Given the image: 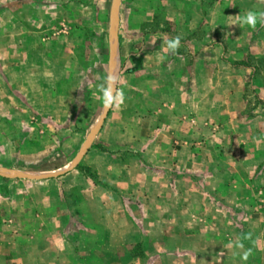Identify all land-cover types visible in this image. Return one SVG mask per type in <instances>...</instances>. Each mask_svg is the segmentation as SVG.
<instances>
[{
  "label": "crops",
  "instance_id": "0c3cea01",
  "mask_svg": "<svg viewBox=\"0 0 264 264\" xmlns=\"http://www.w3.org/2000/svg\"><path fill=\"white\" fill-rule=\"evenodd\" d=\"M105 1L88 15L80 1L0 0V152L45 154L56 115H78L82 133L84 116L103 112ZM249 11L255 27L238 25ZM261 13L264 0H120L124 99L99 129L106 149L84 161L107 186L0 175V264H264ZM135 195L150 209L146 233L125 214ZM65 204L80 218L66 217L71 229Z\"/></svg>",
  "mask_w": 264,
  "mask_h": 264
},
{
  "label": "rangeland",
  "instance_id": "374dc122",
  "mask_svg": "<svg viewBox=\"0 0 264 264\" xmlns=\"http://www.w3.org/2000/svg\"><path fill=\"white\" fill-rule=\"evenodd\" d=\"M74 6L76 5V8L79 6L77 1L89 3L92 5L91 12L88 15H93L94 11L99 12V6L101 5V0H72ZM103 4H105V8L110 11V5L111 0L105 1ZM90 11V10H89ZM107 11V13H108ZM85 14H82L80 12L79 17L81 19H86L87 16H83ZM109 15V14H108ZM107 15V16H108ZM105 17L107 23H108V17ZM65 22V21H64ZM61 23V21L59 22ZM100 113L95 115H85V117H90V119L84 123L85 127L82 133L80 132V129L77 127L73 129V126L71 125L72 121L75 120V118L78 117V115L70 114L69 116H62V115H56L58 117H54V119L60 120V123H54L52 120L53 128L55 129L54 134V141H53V149H49V152H45V154L39 151V149L35 146L31 145H22V147L15 148L12 147L11 151L5 153L4 149L1 148L0 152V168H3L8 171L17 172V173H39V172H57L60 171L62 168L66 167L69 163L73 161V159L76 157V155L79 153L80 148L82 147L87 135L89 134L91 128L96 123L98 118L100 117ZM50 116V115H47ZM108 116V114H107ZM106 119V118H105ZM69 125L71 129L69 128ZM100 130L96 134L91 146L87 149L85 155L82 157L81 161L76 165V167L67 173L55 177V178H49L45 180H52L54 183H59V185H64L66 182L69 181V179L73 178L74 175H82L85 176L89 181L93 183L95 186H102L106 187L107 185L100 181L97 177L96 172L91 166H88L85 164V156L88 155L90 152H99L102 149V147L106 149V143L103 142L100 138ZM45 135V134H44ZM46 137V135H45ZM39 142H43L42 140H39ZM101 145V146H100ZM9 149V147H7ZM3 151V152H2ZM15 152L18 154L21 153V156H15ZM100 153V152H99ZM126 156V154H125ZM127 157V156H126ZM4 159L7 160V162H4ZM18 160L20 162V169H14L10 167L11 161ZM22 159V160H21ZM36 160V161H34ZM17 162V161H16ZM2 164V165H1ZM145 164V162H144ZM78 165H81L82 169L78 168ZM146 165V164H145ZM141 198L140 196L135 195V209H130L125 211V214L128 215V218L130 220H133V223L135 226H139L143 232H147V226L145 225L147 223V219L150 217V209H147V204H143L142 202H139L138 199ZM141 200V199H140ZM139 205V206H138ZM138 206V207H137ZM60 215H64L62 220H65L66 225L69 229H71V226L69 222L73 221L72 219H66L67 218H73L76 217L77 219H80L76 216L75 209L68 206V204L61 205ZM67 211V212H66ZM66 212V213H65ZM241 213V214H240ZM243 211H238V214L236 216L240 217L242 215ZM82 223V222H81ZM77 226V225H76ZM85 226H82L84 228ZM82 230V229H81ZM72 232V231H71ZM84 232V231H81ZM66 233V232H65ZM138 246L135 247V252L138 251ZM139 249H141V245L139 246ZM134 252V253H135ZM143 254V253H140Z\"/></svg>",
  "mask_w": 264,
  "mask_h": 264
},
{
  "label": "water",
  "instance_id": "95a60500",
  "mask_svg": "<svg viewBox=\"0 0 264 264\" xmlns=\"http://www.w3.org/2000/svg\"><path fill=\"white\" fill-rule=\"evenodd\" d=\"M119 5L120 0H112L110 7V19H109V43H110V57H109V65H108V77L113 75V68L116 61V38H117V27H118V16H119ZM109 108H104L100 117L96 121V123L91 128L89 134L87 135L82 147L79 150V153L73 159L71 163H69L66 167L62 168L57 172H39V173H17L5 170L0 168V175L7 178H21L28 180H45L49 178H55L60 175L67 173L68 171L74 169L76 165L81 161L82 157L85 155L87 149L91 146L96 134L98 133L102 123L107 115Z\"/></svg>",
  "mask_w": 264,
  "mask_h": 264
},
{
  "label": "clouds",
  "instance_id": "9594fccd",
  "mask_svg": "<svg viewBox=\"0 0 264 264\" xmlns=\"http://www.w3.org/2000/svg\"><path fill=\"white\" fill-rule=\"evenodd\" d=\"M259 18H264V13L260 14ZM258 21V16L255 12L249 11L245 16L241 17L238 21V25H248L250 27H255ZM180 46V38L176 37L172 41L168 42V48L170 51L175 52ZM118 77L115 74L109 76L102 84L98 85V89L102 94L103 103L105 108L112 107L113 104L123 102V93L117 94Z\"/></svg>",
  "mask_w": 264,
  "mask_h": 264
},
{
  "label": "trees",
  "instance_id": "16d2710c",
  "mask_svg": "<svg viewBox=\"0 0 264 264\" xmlns=\"http://www.w3.org/2000/svg\"><path fill=\"white\" fill-rule=\"evenodd\" d=\"M78 168L82 169L81 165H78Z\"/></svg>",
  "mask_w": 264,
  "mask_h": 264
}]
</instances>
